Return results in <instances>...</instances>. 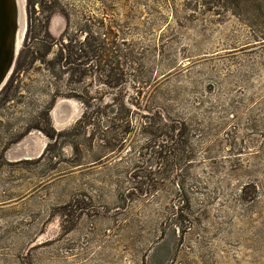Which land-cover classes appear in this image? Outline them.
Returning a JSON list of instances; mask_svg holds the SVG:
<instances>
[{
  "label": "rangeland",
  "instance_id": "rangeland-1",
  "mask_svg": "<svg viewBox=\"0 0 264 264\" xmlns=\"http://www.w3.org/2000/svg\"><path fill=\"white\" fill-rule=\"evenodd\" d=\"M21 35L0 264H264V0H22Z\"/></svg>",
  "mask_w": 264,
  "mask_h": 264
},
{
  "label": "water",
  "instance_id": "water-1",
  "mask_svg": "<svg viewBox=\"0 0 264 264\" xmlns=\"http://www.w3.org/2000/svg\"><path fill=\"white\" fill-rule=\"evenodd\" d=\"M21 33L22 0H0V89L13 69Z\"/></svg>",
  "mask_w": 264,
  "mask_h": 264
},
{
  "label": "trees",
  "instance_id": "trees-1",
  "mask_svg": "<svg viewBox=\"0 0 264 264\" xmlns=\"http://www.w3.org/2000/svg\"><path fill=\"white\" fill-rule=\"evenodd\" d=\"M67 47V51H69L70 52V49H69V47L68 46H66ZM62 48L64 49V46H62ZM105 50V49H104ZM111 88H113V89H120V88H122V87H124V83H123V81H121V79L120 78H115V74H114V76H113V80L112 81H110L109 82V84H108ZM165 143H167V144H169L170 142H165Z\"/></svg>",
  "mask_w": 264,
  "mask_h": 264
},
{
  "label": "bare ground",
  "instance_id": "bare-ground-1",
  "mask_svg": "<svg viewBox=\"0 0 264 264\" xmlns=\"http://www.w3.org/2000/svg\"><path fill=\"white\" fill-rule=\"evenodd\" d=\"M24 32V31H23ZM22 36V35H21ZM18 158V157H17Z\"/></svg>",
  "mask_w": 264,
  "mask_h": 264
}]
</instances>
